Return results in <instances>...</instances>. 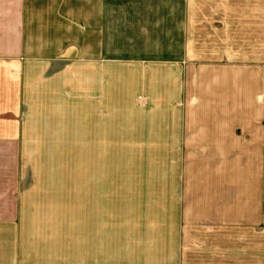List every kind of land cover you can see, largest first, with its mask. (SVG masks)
Listing matches in <instances>:
<instances>
[{
  "label": "crops",
  "instance_id": "0c3cea01",
  "mask_svg": "<svg viewBox=\"0 0 264 264\" xmlns=\"http://www.w3.org/2000/svg\"><path fill=\"white\" fill-rule=\"evenodd\" d=\"M219 1L0 0V264H40L33 250H24L22 238L6 234L20 214L26 141L65 145L56 141L68 136L57 140L56 131H70L64 124L75 121L71 116H78L84 132L82 146L120 143L103 142L100 133L123 130L120 116H126L125 131H134L128 145H184L200 130L152 123L151 116L153 108L160 115H182L180 105L194 106L181 65L187 61L192 75V67L204 65L193 60V34L200 12L206 25L211 15L216 18ZM30 129L53 134L33 139ZM210 131L218 138L226 130ZM256 132L249 144L264 146V126L257 124ZM247 134L243 129L244 143ZM248 172L239 177L240 186L224 188L235 197L224 203L223 223H215L224 227L222 246L211 238L201 252L198 244L175 238L165 254H144V264H264V168ZM80 264H104L103 238H83Z\"/></svg>",
  "mask_w": 264,
  "mask_h": 264
},
{
  "label": "rangeland",
  "instance_id": "374dc122",
  "mask_svg": "<svg viewBox=\"0 0 264 264\" xmlns=\"http://www.w3.org/2000/svg\"><path fill=\"white\" fill-rule=\"evenodd\" d=\"M219 2L211 24L200 12L193 34V60L204 65L192 67L193 75L187 61L181 65L194 106L180 105L182 115L153 108L151 116L157 124L199 125L184 145H128L135 139L125 131L126 116L120 132H100L103 142L118 144L79 145L78 116L64 124L70 131H56L57 140L68 136L56 141L65 145L26 141L20 214L6 234L22 238L40 264H80L83 238H103L104 264H144V254H165L175 238L201 252L211 238L223 245L224 227L215 223H223L224 203L235 197L224 188L264 168V146L251 145L257 124L264 126V0ZM218 126L226 131L215 138L210 130ZM245 128L247 143L240 140ZM29 131L33 139L53 134Z\"/></svg>",
  "mask_w": 264,
  "mask_h": 264
}]
</instances>
